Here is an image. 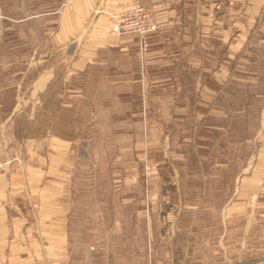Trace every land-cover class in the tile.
<instances>
[{
    "label": "rangeland",
    "instance_id": "374dc122",
    "mask_svg": "<svg viewBox=\"0 0 264 264\" xmlns=\"http://www.w3.org/2000/svg\"><path fill=\"white\" fill-rule=\"evenodd\" d=\"M74 1L0 0V143L69 145L67 264H264V0H146L143 44L111 1L78 52Z\"/></svg>",
    "mask_w": 264,
    "mask_h": 264
},
{
    "label": "crops",
    "instance_id": "0c3cea01",
    "mask_svg": "<svg viewBox=\"0 0 264 264\" xmlns=\"http://www.w3.org/2000/svg\"><path fill=\"white\" fill-rule=\"evenodd\" d=\"M111 1L130 2L108 0L97 6V0H76L65 7L56 39L61 45L77 41L73 45L78 52V46L92 40L94 33L97 44L104 39L98 33L115 31V21L98 14V8L109 7ZM155 2L160 3L155 12L162 13L163 1ZM156 24L160 27L158 20ZM37 84L42 93L46 83ZM57 135L44 132L40 139L31 138L19 146L0 143V264H67L70 259L72 209L64 202L69 145Z\"/></svg>",
    "mask_w": 264,
    "mask_h": 264
},
{
    "label": "built area",
    "instance_id": "2783aa9c",
    "mask_svg": "<svg viewBox=\"0 0 264 264\" xmlns=\"http://www.w3.org/2000/svg\"><path fill=\"white\" fill-rule=\"evenodd\" d=\"M146 0H134L131 8L124 11L117 17V33L119 35H133L141 40L157 31L158 26L154 22L150 12L146 9L143 2ZM161 1V0H152ZM179 1V0H169Z\"/></svg>",
    "mask_w": 264,
    "mask_h": 264
}]
</instances>
